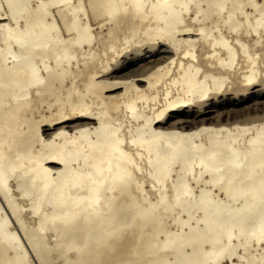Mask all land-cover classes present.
<instances>
[{
  "label": "bare ground",
  "instance_id": "obj_1",
  "mask_svg": "<svg viewBox=\"0 0 264 264\" xmlns=\"http://www.w3.org/2000/svg\"><path fill=\"white\" fill-rule=\"evenodd\" d=\"M259 86L264 0H0V264H264V118L171 121Z\"/></svg>",
  "mask_w": 264,
  "mask_h": 264
},
{
  "label": "rangeland",
  "instance_id": "obj_2",
  "mask_svg": "<svg viewBox=\"0 0 264 264\" xmlns=\"http://www.w3.org/2000/svg\"><path fill=\"white\" fill-rule=\"evenodd\" d=\"M92 24L94 25L93 27H94V33H95V31H96V35H97V33L98 34H100L101 33V31H102V29L100 30V27H99V24L97 23V22H93V20H92ZM98 24V25H97ZM97 25V26H96ZM98 30H97V29ZM96 29V30H95ZM99 30H100V33H99ZM104 30V29H103ZM142 54V53H141ZM125 59V58H124ZM123 58H121V60H124ZM260 89H262V87H255L254 89H252V92H253V90L254 91H256V93H253V94H249L248 92H247V94H246V96H243V95H239V97H234V95H226V96H224L223 97V95H220V96H218V102H214L215 103V105H216V111H214V113L213 114H211V116H212V118H211V120H206V121H204L203 119L206 117L204 114H201L200 112L197 114V118H196V112H190V114H188L187 112L186 113H184V112H181V113H179V118H174V119H171V121H174V120H183L181 123H179V127H190L191 125V127H194V126H202V124L204 123L205 125H212V123H213V125L215 124V125H217V126H219V125H225L226 124V126H230V125H232L233 124V122L234 123H242V125H243V121H245L246 123H244L245 125H251V124H253V123H257V121H258V123L260 122V120L262 119V118H264V117H262V116H264V112H263V110H264V91L262 92V91H259V92H257L258 90H260ZM250 92H251V90H250ZM246 93V92H245ZM244 93V94H245ZM224 94V93H223ZM243 94V93H242ZM259 94V95H258ZM249 95V96H248ZM222 96V97H221ZM229 97V98H228ZM231 97H232V99H231ZM234 97V98H233ZM220 98V99H219ZM228 98V99H227ZM236 98V99H235ZM237 98H239V99H237ZM236 100V101H235ZM230 101V102H229ZM257 101V102H256ZM259 102V103H258ZM219 103V104H218ZM260 105V106H259ZM263 105V106H262ZM233 106H234V108H233ZM246 106H247V108H246ZM230 108V109H229ZM249 108H252V109H249ZM262 110H261V109ZM194 109H196V108H194ZM233 109V110H232ZM238 109V110H237ZM259 109V110H258ZM199 110V109H198ZM254 110V111H253ZM221 111V112H220ZM232 111V112H231ZM235 111V112H234ZM241 111V112H240ZM244 111V112H243ZM247 111V112H246ZM257 111H259V112H257ZM261 111V112H260ZM219 112H220V115H219ZM253 112H255L254 114H253ZM228 113V114H227ZM241 113H243V114H241ZM259 113V114H258ZM261 113H263V114H261ZM215 114V115H214ZM223 114V115H222ZM245 114H247V115H245ZM254 115V116H253ZM255 115H256V117H257V115H258V117H259V115H261V117L260 118H255ZM218 116V117H217ZM222 116V117H221ZM232 117V118H231ZM236 117V118H235ZM253 117V118H252ZM190 118V119H189ZM202 118V119H201ZM215 118V119H214ZM251 118L252 120H249V119ZM220 119V120H219ZM244 119V120H243ZM258 119H260V120H258ZM195 120H197V121H195ZM231 120V121H230ZM236 120H238V121H236ZM188 121H190V122H188ZM214 121V122H213ZM222 123H221V122ZM233 121V122H232ZM240 121V122H239ZM242 121V122H241ZM252 121V122H251ZM254 121H256V122H254ZM218 122H220V123H218ZM229 122H231V123H229ZM249 122V123H248ZM186 123V124H185ZM196 124V125H195ZM219 124V125H218ZM230 124V125H229ZM214 125V126H215Z\"/></svg>",
  "mask_w": 264,
  "mask_h": 264
}]
</instances>
